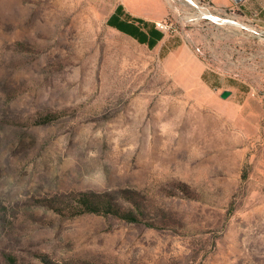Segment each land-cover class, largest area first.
Returning <instances> with one entry per match:
<instances>
[{"label":"rangeland","instance_id":"rangeland-1","mask_svg":"<svg viewBox=\"0 0 264 264\" xmlns=\"http://www.w3.org/2000/svg\"><path fill=\"white\" fill-rule=\"evenodd\" d=\"M194 1L0 0V264H264V27Z\"/></svg>","mask_w":264,"mask_h":264},{"label":"crops","instance_id":"crops-1","mask_svg":"<svg viewBox=\"0 0 264 264\" xmlns=\"http://www.w3.org/2000/svg\"><path fill=\"white\" fill-rule=\"evenodd\" d=\"M201 1H209L213 9L220 15L235 14L240 19L249 21L253 20L260 27H264V0H244L239 4H236L235 0ZM192 2L194 5L195 1L192 0ZM115 11L112 13V15L115 14ZM112 15L108 19L109 25L112 28H115L118 31L134 38L139 43L143 42V44H147L148 47L150 44H155L156 38L154 31H157L158 29L151 19L140 15L137 13V11H131L130 9L128 10L123 5L117 14H115L113 17ZM136 19H140L141 22L137 21ZM158 44L159 42L156 44V46Z\"/></svg>","mask_w":264,"mask_h":264},{"label":"trees","instance_id":"trees-1","mask_svg":"<svg viewBox=\"0 0 264 264\" xmlns=\"http://www.w3.org/2000/svg\"><path fill=\"white\" fill-rule=\"evenodd\" d=\"M121 8H122V5H119L115 11V14H117ZM115 14H113L112 17ZM136 20L141 22L140 19H136ZM108 24H109V21H108ZM154 32H155L156 42L154 45L150 44L149 45L150 48H154L156 44L164 38L163 32L160 31L159 29ZM55 118H57L56 115H50L48 117H45V119L42 122H50L54 120ZM74 200L76 201V204L71 205L69 209H67V210H70L71 212L69 213L70 215H79V214H86V213L107 214V215L113 214V215L119 216L120 218L128 222H140L141 221V218L135 211H121L120 208H118L107 196L93 195L89 193H80L74 198ZM9 260L11 264H15L14 258L10 257Z\"/></svg>","mask_w":264,"mask_h":264},{"label":"bare ground","instance_id":"bare-ground-1","mask_svg":"<svg viewBox=\"0 0 264 264\" xmlns=\"http://www.w3.org/2000/svg\"><path fill=\"white\" fill-rule=\"evenodd\" d=\"M189 1L192 2V0H189ZM192 3H193V2H192ZM194 5H195V3H194ZM202 14L204 15L205 18H207V17H212L213 19L219 20L216 16L211 15L210 12L203 11ZM223 21L226 22V23L233 24V25H237V26L245 27L243 24H241V23H239V22H237V21H234V20H232L231 18H230V19L223 20Z\"/></svg>","mask_w":264,"mask_h":264},{"label":"built area","instance_id":"built-area-1","mask_svg":"<svg viewBox=\"0 0 264 264\" xmlns=\"http://www.w3.org/2000/svg\"><path fill=\"white\" fill-rule=\"evenodd\" d=\"M244 0H235V2H236V4H239V3H241V2H243ZM210 5H211V3H210ZM212 7V6H211ZM214 15V14H213ZM217 17V16H216ZM208 19H211V20H213V21H216V19H213L212 17H207ZM219 20H220V18L219 17H217ZM155 25H156V27L160 30V31H162V32H164V31H166L169 27H168V25L166 24V23H164V22H156L155 23Z\"/></svg>","mask_w":264,"mask_h":264},{"label":"water","instance_id":"water-1","mask_svg":"<svg viewBox=\"0 0 264 264\" xmlns=\"http://www.w3.org/2000/svg\"><path fill=\"white\" fill-rule=\"evenodd\" d=\"M231 95V91H224L223 93H222V97L223 98H227V97H229Z\"/></svg>","mask_w":264,"mask_h":264}]
</instances>
